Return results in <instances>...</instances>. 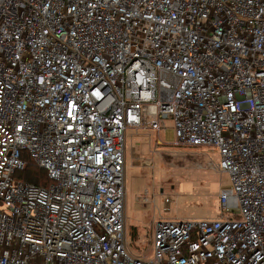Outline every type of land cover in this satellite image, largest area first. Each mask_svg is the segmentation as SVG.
I'll list each match as a JSON object with an SVG mask.
<instances>
[{"label":"built area","instance_id":"1","mask_svg":"<svg viewBox=\"0 0 264 264\" xmlns=\"http://www.w3.org/2000/svg\"><path fill=\"white\" fill-rule=\"evenodd\" d=\"M167 118L232 183L220 218L157 221L146 259L125 135ZM0 264H264V0H0Z\"/></svg>","mask_w":264,"mask_h":264},{"label":"rangeland","instance_id":"2","mask_svg":"<svg viewBox=\"0 0 264 264\" xmlns=\"http://www.w3.org/2000/svg\"><path fill=\"white\" fill-rule=\"evenodd\" d=\"M175 143L171 118L159 133L148 127L126 130V237L130 251L146 259L154 256L157 221L220 218V191L232 183L218 169V149Z\"/></svg>","mask_w":264,"mask_h":264},{"label":"trees","instance_id":"3","mask_svg":"<svg viewBox=\"0 0 264 264\" xmlns=\"http://www.w3.org/2000/svg\"><path fill=\"white\" fill-rule=\"evenodd\" d=\"M27 165L24 170L19 171L17 176L27 182H31L41 186H48L50 178L45 169L40 167L33 159L27 156Z\"/></svg>","mask_w":264,"mask_h":264}]
</instances>
